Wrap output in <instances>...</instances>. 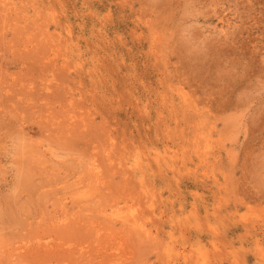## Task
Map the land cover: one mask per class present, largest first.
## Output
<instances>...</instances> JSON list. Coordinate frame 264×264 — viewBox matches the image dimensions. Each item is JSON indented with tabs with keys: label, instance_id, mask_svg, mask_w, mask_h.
I'll list each match as a JSON object with an SVG mask.
<instances>
[{
	"label": "rangeland",
	"instance_id": "1",
	"mask_svg": "<svg viewBox=\"0 0 264 264\" xmlns=\"http://www.w3.org/2000/svg\"><path fill=\"white\" fill-rule=\"evenodd\" d=\"M0 264H264V0H0Z\"/></svg>",
	"mask_w": 264,
	"mask_h": 264
}]
</instances>
